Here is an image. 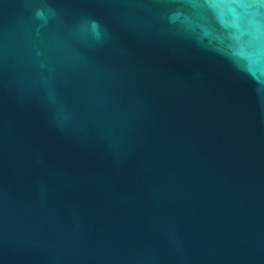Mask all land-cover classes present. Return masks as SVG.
Returning a JSON list of instances; mask_svg holds the SVG:
<instances>
[{"label": "water", "instance_id": "1", "mask_svg": "<svg viewBox=\"0 0 264 264\" xmlns=\"http://www.w3.org/2000/svg\"><path fill=\"white\" fill-rule=\"evenodd\" d=\"M0 264H264V0H0Z\"/></svg>", "mask_w": 264, "mask_h": 264}, {"label": "clouds", "instance_id": "2", "mask_svg": "<svg viewBox=\"0 0 264 264\" xmlns=\"http://www.w3.org/2000/svg\"><path fill=\"white\" fill-rule=\"evenodd\" d=\"M36 15L39 17V16H42L43 13L40 12V11H37ZM98 26H99V25H98L97 22H95V21L92 22V27H93L94 29L98 28Z\"/></svg>", "mask_w": 264, "mask_h": 264}]
</instances>
